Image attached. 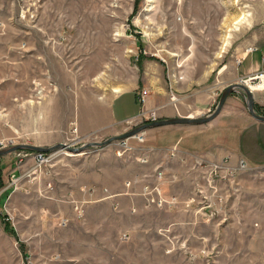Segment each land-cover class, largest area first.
<instances>
[{"label":"rangeland","instance_id":"1","mask_svg":"<svg viewBox=\"0 0 264 264\" xmlns=\"http://www.w3.org/2000/svg\"><path fill=\"white\" fill-rule=\"evenodd\" d=\"M136 1L0 0V149L79 148L153 122L156 112L146 111L135 123L113 125L105 108L132 88L139 75L133 60L142 51L164 62L171 85L187 80L210 90L211 105L190 115L207 116L232 77L219 74L220 64L238 66L241 56L264 46V0H141L132 17ZM101 99L93 124L87 116ZM175 110L185 111L179 104ZM232 111L231 119L220 115L203 126L148 129L142 142L135 135L79 155L58 150L37 182L23 180L20 191L10 174L8 196L22 195L9 214L7 197L1 199L0 264H264V129L243 131L247 108L243 116ZM190 132L222 144L204 155L177 148L171 155L178 160L155 170L152 144L187 143ZM126 140L132 151L119 157ZM21 152L30 151L5 161L17 177ZM188 156L214 164L244 159L251 171H239L236 194L229 180L212 179L211 187L224 188L215 193L206 180L212 168L183 163ZM103 190L116 196L95 203Z\"/></svg>","mask_w":264,"mask_h":264},{"label":"crops","instance_id":"2","mask_svg":"<svg viewBox=\"0 0 264 264\" xmlns=\"http://www.w3.org/2000/svg\"><path fill=\"white\" fill-rule=\"evenodd\" d=\"M141 52V51H140ZM143 52V51H142ZM141 52V54H142ZM140 54V55H141ZM144 55L140 56L138 55L134 60L133 64L138 67L139 75L136 80L133 83L132 88L123 90L119 93H117L112 101L109 104H106V112L111 117L113 125H120L125 123L126 121H134V123L139 120L142 111H149V112H156L157 118L159 120H165V119H172L177 118V116H190L194 115V113H197L195 111L196 109H202L206 108L209 105H211V91L210 90H201L198 91V89H195L192 83L190 81H178L173 85L170 84L168 81L169 78L167 75V67L164 65V62L158 60V59H149L145 57ZM239 60L238 66L235 63H232L229 66V63H222L220 64L219 74L222 76H225L227 73H231L232 77L230 80L226 81V85L224 86H230L236 83H241L242 81H248L251 80L253 85H261L263 78H257L260 76V74L264 75V46L261 48H258L256 50H253V52H248L241 56ZM142 67V71L141 68ZM223 83V84H225ZM221 84V85H223ZM121 86V84H119ZM224 86H216L218 87L219 91L221 88H225ZM146 89L149 92V97L147 104L144 108H142L140 102L138 101V93L140 90ZM254 93V104L255 109L259 112L264 111V89L258 88L256 90H253ZM176 97L174 99L175 103L170 100V97ZM178 97L180 99H178ZM177 101V102H176ZM179 104V108L183 107V113H179L175 110V107ZM103 105V100H99L98 102H94V104L91 106V110L89 111V115L87 116V119L94 122L96 121V110L99 106ZM245 106V99L240 94H234L232 95L228 100L227 103L222 111V119L225 118H232L233 109L234 111L237 109H240L241 107ZM247 108V107H246ZM232 109V110H230ZM194 112V113H192ZM182 114V115H181ZM243 116V113L241 111L240 113ZM246 116V118H245ZM192 117V116H191ZM249 119V120H248ZM243 120V119H242ZM132 123V122H130ZM252 117L248 114H244V125H240V128H243V131L248 130L250 128H256L258 129H264L263 124H255ZM93 124H96L95 122ZM132 125V124H131ZM96 126V125H95ZM233 127V126H230ZM237 128V127H235ZM237 131V130H236ZM242 131V133H243ZM241 134V131H239V135ZM119 135V134H118ZM202 133L198 132H190V134H187L185 137L186 142L184 143L183 140H165L163 144L160 145H153L152 144V151H154L153 157H152V163L154 166V169H167L171 160H178V156H172L171 153L174 150L178 148V153H185V154H197V155H204L206 154V150L211 149V147H217L220 146L222 143L216 141V140H209L204 142L198 138L195 140L196 137H200ZM114 136V135H113ZM55 146V145H54ZM182 151V152H180ZM233 151V150H232ZM223 152H221L222 154ZM220 153L211 152L210 155L213 157V159L217 160L221 158ZM163 160L159 161V158ZM175 157V159H173ZM211 157V158H212ZM7 157H1L0 158V185L4 184V186L0 187V203L2 198L5 199L6 205L4 209L9 213L15 211V208H17V205H14L15 200H18L21 198V195L19 192L15 193H9L8 189V179L10 174H13V165L12 163H5L7 161ZM9 161V160H8ZM173 163V161L171 162ZM174 165V164H173ZM13 166V167H12ZM105 190V189H104ZM103 190V195L99 201L95 200L94 202H100L104 203L109 198H113L116 195L112 196L111 194L107 195L106 192ZM20 191V190H18ZM89 192V196L96 197L97 190H94L93 188H89L87 190ZM23 193V192H22ZM101 193V192H100ZM111 195V197H110ZM102 196V195H101ZM78 204V203H77ZM15 206V208H14ZM6 207V208H5ZM10 209V211L8 210Z\"/></svg>","mask_w":264,"mask_h":264},{"label":"built area","instance_id":"3","mask_svg":"<svg viewBox=\"0 0 264 264\" xmlns=\"http://www.w3.org/2000/svg\"><path fill=\"white\" fill-rule=\"evenodd\" d=\"M149 97V92L146 89L140 90L138 93V100L140 104L142 105V108H144L147 104ZM152 116H150L149 119H151L153 122L156 121L157 115L155 113H151ZM141 116H147L146 111H142ZM148 119V120H149ZM141 142L143 141V134H139L136 137ZM142 138V139H141ZM128 141L126 140L123 142L125 146H122V148L118 152L119 157H123L124 154H130L129 152L132 151V148L128 146ZM139 141V142H140ZM116 145H120V142H118ZM174 156V155H173ZM20 162L17 165L15 170V173H19L18 171L21 170L23 173L20 177H17L14 173L11 176V183L10 185H13L16 190L19 189L21 186V182L23 180H27L30 183L37 182V180L40 178L41 174L44 172V170L49 167L53 160H54V154L52 153H43V152H21L19 154ZM183 163L187 161H192L193 166L197 168L198 170L204 171L206 168H212L211 173L206 177V180L208 182V186L211 187V180L212 179H227L229 180V190L232 191L233 194H236L239 192L240 188V181H239V171H251V167L244 161V159H240L236 162V164H233L232 161L225 159L219 162L220 164H214L209 163L206 160H204L201 157H184ZM33 162L31 167H28V163ZM158 179H163V173H158ZM211 189L216 192H221L224 188L221 187H211ZM231 194L228 195V197ZM226 198H221L220 201H225ZM154 202V201H153ZM155 203V202H154ZM162 203V201H160Z\"/></svg>","mask_w":264,"mask_h":264},{"label":"water","instance_id":"4","mask_svg":"<svg viewBox=\"0 0 264 264\" xmlns=\"http://www.w3.org/2000/svg\"><path fill=\"white\" fill-rule=\"evenodd\" d=\"M234 94L242 95L245 99L246 107L251 117L257 122L264 124V115L258 114V112L255 109L253 91L248 87L245 81H242L241 83H236V84L228 86L222 92L214 111L211 114L204 116V117L196 118V117H191V116H179L177 118H172V119L157 120L154 122H149L141 126H138L134 128L133 130H131L130 132L125 133L123 135L111 137L107 139L105 142L90 143V144L83 145L79 148H72L66 144H57L55 146L47 147V148L40 147V146H34V145H27V144H19V145L0 149V158L6 155H9V154L16 153L18 151L53 153V152H57L58 150H62V149L67 150L68 152H71L73 154L79 155V154L86 153L91 148H105L115 141H122L128 138H131L148 129H157V128H162V127L178 126V125L180 126L207 125L213 122L216 118L220 116V114L222 113L227 103V100Z\"/></svg>","mask_w":264,"mask_h":264},{"label":"trees","instance_id":"5","mask_svg":"<svg viewBox=\"0 0 264 264\" xmlns=\"http://www.w3.org/2000/svg\"><path fill=\"white\" fill-rule=\"evenodd\" d=\"M140 3H141V0H137L136 1L135 9H134V11H133V13L131 15L132 17L135 16L139 12ZM142 55H144L143 52H142V54L140 56H142ZM149 58L150 59H154L153 57H149ZM7 227L9 228L10 234L13 236L14 235V232H13V228H12L13 226H12V224L11 223H7Z\"/></svg>","mask_w":264,"mask_h":264},{"label":"bare ground","instance_id":"6","mask_svg":"<svg viewBox=\"0 0 264 264\" xmlns=\"http://www.w3.org/2000/svg\"><path fill=\"white\" fill-rule=\"evenodd\" d=\"M264 77V75H261L259 78L260 79H262ZM246 83H247V85H248V87L250 88V86H254V85H252V82H251V80H248V81H246ZM262 85H259V86H257V88L256 89H258V88H261V89H264V78H263V83H261ZM256 89H254V90H256ZM256 121V120H255ZM259 123V122H258ZM71 153V152H70ZM70 155H75V154H73V153H71Z\"/></svg>","mask_w":264,"mask_h":264}]
</instances>
